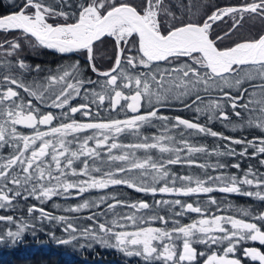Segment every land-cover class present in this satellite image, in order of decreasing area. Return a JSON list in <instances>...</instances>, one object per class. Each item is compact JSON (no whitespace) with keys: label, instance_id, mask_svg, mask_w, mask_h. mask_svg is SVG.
Returning a JSON list of instances; mask_svg holds the SVG:
<instances>
[{"label":"snow or ice","instance_id":"6c2138e0","mask_svg":"<svg viewBox=\"0 0 264 264\" xmlns=\"http://www.w3.org/2000/svg\"><path fill=\"white\" fill-rule=\"evenodd\" d=\"M21 3L18 10L0 15V31L20 33L16 39L0 42V209L15 211L18 198H34L42 204L53 197L68 199L73 190L76 197H81L91 190L120 185L153 196L220 191L264 201V172L249 166L243 177L228 175L222 171L228 167L224 163L200 164L195 159L200 153L246 157L249 148L254 149L251 158L264 154V34L231 47H218L245 14L264 20V0L212 6L210 14L206 3L197 5L188 0L179 5L180 16L166 6L165 0H77L73 11L64 10L65 5L73 8L69 0ZM54 5H59V10ZM201 9L205 10L203 16ZM162 16L168 18L167 28ZM229 17L232 29L213 39L215 23ZM57 18L63 22H49ZM105 36L115 39L116 58L112 68L100 71L94 63V44ZM133 36L138 37V46L132 45L135 54L125 56L126 51L131 52L126 46ZM21 41L30 48L42 47L60 54L86 52L98 79H86L79 60L56 69L33 66L17 56L23 51ZM10 57L17 58L13 61ZM161 62L168 67H160ZM42 72L45 75L41 76ZM254 80L260 83L253 86V91L241 90L246 82ZM233 90L239 95H233ZM246 95L248 99L241 103ZM78 99L81 102L74 104ZM175 102L184 109L194 108L195 122L160 114L162 108ZM44 108L59 112H44ZM229 108L236 121L228 115ZM102 112L109 116L116 113L117 118L105 119ZM78 114L84 119L77 120ZM120 114L125 118H118ZM201 116L207 117L205 124L199 122ZM217 119L227 122L225 126L233 131L257 129L262 135L252 139L224 136L207 126ZM154 121L161 122V134L141 137L142 128ZM19 128L32 131L24 134ZM169 132H176L180 139ZM124 135L139 142L120 143ZM193 135H210L229 143L223 151L219 147L209 151L185 138ZM233 145L243 148L238 152ZM5 148L9 150L6 155L2 151ZM138 150L144 151V157L137 155ZM152 150L160 157L154 158ZM77 164L82 166L78 168ZM176 164L212 168L220 174L179 176L170 171ZM260 164L264 166V159ZM232 167L239 169L240 164ZM243 186L256 190L244 191ZM108 200L102 195L64 209L80 213L106 205L102 211L86 216L54 215L36 204L27 208L26 217L0 215V222L10 225L0 232V243L15 245L29 230L35 232L38 224L43 230L45 222L54 221L62 226L66 237L46 233L57 245H79L80 249L99 245L140 258L144 264H199L198 257L205 256L203 264H241L234 255L238 245L244 241L264 245V230L258 225L264 223V212L254 214L239 208L236 212L241 218L209 215V205H217L220 210L211 196L203 203L175 199L149 204L116 196L111 197V203ZM177 206L180 211H175ZM54 207L59 209L61 205ZM162 207L167 208V215L159 214ZM187 213L200 218L182 224L177 218ZM155 222L161 226H155ZM197 244L209 250L224 244L227 247H223V254H208L198 252ZM244 256L264 264V251L256 247L245 248Z\"/></svg>","mask_w":264,"mask_h":264},{"label":"trees","instance_id":"16d2710c","mask_svg":"<svg viewBox=\"0 0 264 264\" xmlns=\"http://www.w3.org/2000/svg\"><path fill=\"white\" fill-rule=\"evenodd\" d=\"M15 4L17 2H21L20 0H13ZM178 4L177 7L180 8V4L184 3L186 4L188 0H174ZM194 3L199 5V3L203 2L209 5L207 8V13L210 14L214 8L212 6H225V5H237V4H242L245 2V0H193ZM18 3V4H19ZM166 3H168L166 1ZM17 4V5H18ZM168 6V4H166ZM5 2L4 0H0V13H6V11L1 12L5 8ZM14 7V6H13ZM172 7V6H171ZM10 10V9H9ZM173 12H178V10H175L173 7L171 9ZM204 9L200 11V15L203 16L204 14ZM186 20L187 17H184ZM164 20H162L163 22ZM202 23V19L200 21ZM232 24L233 20L232 18H226L224 21H218L215 23L212 29V38L215 39L217 36H223L224 33H228L229 29H232ZM168 26V25H167ZM167 26L164 25L165 28ZM262 31H264V20H261L259 17H255L251 14H245L244 19L241 21L240 25L237 26L234 30L231 31V33L225 37L223 40L218 42V47L221 48H226L227 46H231L237 41H244L247 39H253L256 38ZM131 43L128 44L126 47L131 50V52L126 51L124 54L125 56L129 54H135V49H133L132 45H137V38L136 36H133L130 38ZM46 51L48 49H45ZM116 45H115V40L112 37L105 36L101 39V41L95 42L94 44V56L95 60L94 63L96 67L101 71V61L102 64H104L106 67H113L115 63V58H116ZM49 51V50H48ZM50 52V51H49ZM48 53V52H45ZM51 53V52H50ZM86 58H81L78 57V55H69L73 57H69L68 59H65L64 63L69 64L71 62H74L76 60L80 61V69L84 75V77L91 78L93 80L98 79L96 73H93L91 70V66L88 64L87 61V54L86 52L84 53ZM52 56H55V59L57 60L59 58V55H48V57L52 58ZM187 59V58H183ZM101 60V61H100ZM61 63V62H60ZM65 64V65H66ZM161 62L160 67H168V65L164 64ZM50 65V64H49ZM163 65V66H162ZM43 66V65H42ZM58 64L54 62V65L50 66V69H56ZM142 71L143 69H139ZM259 80H254L252 82H246L241 90L243 88H248L249 91L254 90V85L259 84ZM258 91V89H255ZM214 96L219 95V93H213ZM233 95H239L238 91L233 90ZM194 99V97H193ZM248 99V96H245V100L241 101V103H244ZM81 102L79 99L75 101V103ZM190 103V101H189ZM147 108L144 109L146 111ZM240 110V109H237ZM59 111H57L58 113ZM162 115H167L169 117L175 118L176 116H180L181 118L188 119L190 121H194L196 119V113L194 108H188L184 109L183 105L179 102H175L170 104L167 107H164L161 109ZM102 117L105 119H110V118H117V114L114 113V115L111 114V116L107 115L106 113L102 112L101 113ZM228 115L231 117L233 121H236V117L232 114L231 109H228ZM124 119V116H120L118 118ZM199 122L201 124H205L207 122V117L206 116H201L199 119ZM227 122H222L221 120L217 119L213 121L212 123L208 124L207 126L212 128L213 131L223 133L224 136L227 137H232L234 139H239V138H244L247 137L248 139H252L253 137L260 136L262 133L257 130V129H245L243 131H233V129L230 126H225ZM161 122L159 121H154L152 125H146L142 128L141 130V137L143 136H148L151 137L153 135H160L161 134ZM182 130V129H181ZM91 134V133H89ZM169 135H174L177 136V139L179 140L180 137L176 132H169ZM190 140V143H192L195 146H206L209 151L213 150L214 148L219 147L221 151L224 150V145L228 144L229 141L227 140H222L218 138H214L210 135H193L191 137H185ZM120 143L123 144H129V143H137L139 142L136 140V138L129 136V135H124L120 138L119 140ZM151 142V141H149ZM233 147L239 152L242 150L243 146L242 145H233ZM254 151V149L249 148L248 150V156L246 157H240V156H235V157H229V156H221L217 157L215 155L208 156L206 153H200L195 156V159L197 160V163L200 164H214L217 161L220 163H224L228 165V167L224 170H222L224 173L228 175H238L240 177H243L244 172L248 170L249 166H252L254 170H258L259 172H264V166L260 164V159H264V154L259 156L258 158H251V154ZM115 154H120L119 152H116ZM151 154L154 156V158H159L160 154L156 150H152ZM137 155L140 157H144L145 153L143 150H138ZM165 158H167V154H165ZM239 163L240 168L236 169L233 168L232 165ZM78 168L81 167L80 164L77 166ZM107 170V169H105ZM170 171L176 173L179 176L183 175H192V176H200L201 178H204L205 172H207L208 175H218L220 174L218 171H214L212 168L208 169H202L198 167H188L183 164H176V165H171L170 166ZM179 186V184H177ZM114 187V186H113ZM112 187V188H113ZM117 187V188H116ZM244 191H255V188H249L248 186H243ZM111 186L108 189L105 190V194L103 195H110L108 196L109 199L112 196H117L122 200H127L128 202H137L139 200H143L148 202L149 204H152L154 200H175V199H181L184 203H195L197 200L203 202H206L209 199V196L215 198L218 201V206H219V211H217V205H209V215L212 213H215L217 215H234L237 218H241L240 215L236 212V209L239 208H244V209H250L254 214H258L261 211V208L264 207V201H260L257 199H254L252 197H248L242 194H228V193H223L220 191H213L212 193L209 194H199V195H191V196H176V195H162V194H157L156 196H153L151 194H146V193H141L137 192L133 189H130L126 186L120 185V186H115L112 191ZM107 190H110L111 192H108ZM97 192V193H95ZM72 196L69 197L68 199H65L63 197H53L50 201H45L44 203L36 202L30 198L27 200L19 199V207L17 210H5L1 209L0 210V215H14L16 217L20 216H27V208L28 206L31 205H41V207L45 208L47 211H51L54 215H61L60 212H58L57 208L54 207V205L59 204L61 205V208L66 205L67 208H70L72 206H76L79 204L78 197H75V191H72ZM100 191L98 190H91L89 191L82 200L85 199H90L94 197H99L102 195H99ZM107 193V194H106ZM111 193V194H110ZM96 194V195H95ZM116 194V195H115ZM98 195V196H97ZM81 200V201H82ZM112 200H108L107 203H111ZM18 204V203H17ZM106 205H101L99 209L93 208V209H84L81 210L80 213H71L68 212V216H73V215H79V216H86L90 214L93 211H102ZM118 211H124V209H118ZM175 211H180L179 207L177 206L175 208ZM151 214V213H149ZM160 215H167V208L162 207L159 212ZM36 215H39V213H36ZM200 218L198 214L196 213H187L183 217H178L181 221L182 224H187L191 223L193 220ZM84 224H89L91 221H83ZM0 222V226H1ZM6 227H10V225L4 223ZM155 226H161L158 222H155ZM169 228L172 227V224L169 223L168 225ZM43 230H41V225H37L36 231L33 232L29 230L27 234H25L20 241H18L15 245H12L10 242L4 243L0 245V264H127L122 260H117L115 258H109V257H102L96 256V258H90L87 254H83L88 256L87 258H81V250L77 248L79 245H58L59 247H69L66 249V252L69 253L73 251L72 253V258L71 257H66L61 254V252H58L57 254H54L49 252L47 249L49 248H42L38 244L41 243L42 241H47L49 243H52L53 240L48 241L46 236L50 238L49 235L46 234L42 238V234H45V230L48 232H54L57 238H63L65 237V234L62 232V226L57 224L56 222H45L42 225ZM26 236V237H25ZM33 236V237H32ZM29 237V239L27 238ZM36 237V239H34ZM66 238V237H65ZM24 239V240H23ZM34 239V241L32 240ZM39 240V241H38ZM31 241V243H30ZM38 241V242H37ZM21 242V243H20ZM28 242L30 244H28ZM29 246V247H28ZM30 248V249H29ZM71 248V249H70ZM95 248V246L93 247ZM87 250H92L87 249ZM64 254L65 251H63ZM61 254V255H60ZM63 256V257H61ZM70 259H72L70 261ZM75 260V261H74ZM99 260V261H96ZM100 262V263H99ZM129 264V263H128Z\"/></svg>","mask_w":264,"mask_h":264},{"label":"flooded vegetation","instance_id":"af4514ba","mask_svg":"<svg viewBox=\"0 0 264 264\" xmlns=\"http://www.w3.org/2000/svg\"><path fill=\"white\" fill-rule=\"evenodd\" d=\"M166 1L168 3H166ZM76 2H77V0H69V3L73 5V8H69L68 5H65L64 6V10L65 11H73V10H75V4H76ZM165 4H168L170 6V9H172V7H173L175 10H178L179 13L174 12L177 16H180L181 15L182 9H181V7L180 8L177 7L178 4L176 3V1H174V0H165ZM21 5H22V3L20 2L19 3V6H21ZM17 6H14V7L10 8V10L17 9ZM54 6L59 10V5H54ZM4 11L9 12V10H6V9L2 10L1 12H4ZM0 14H2V13H0ZM185 17H187V16H185ZM161 20H164V18H161ZM49 22H51V23H62L63 20H62V18H57V19H54V20H50ZM69 22H72V21H69ZM19 36H20V33L19 32L12 31L7 36V40L8 41H11L9 39H12L13 40V39L18 38ZM247 40H250V39H247ZM50 51L51 52H54L55 50H50ZM35 52H36V50H35ZM84 53H80V52L68 53V54H65L63 56H59V58L57 60L55 59V56L54 57L52 56V58L48 57V58H43L42 59V58H38L36 56L24 57L23 54H22L21 57L24 58L26 60V62H28L29 64H31L33 66H35L39 62H41L43 64L44 63H48V64H50V65L53 66L54 65V62H56L58 65H61L62 63H60V59L63 60V63H64V60L65 59H68L69 57H73V56H69V55H75L76 54V55H78V57L86 58V56L84 55ZM52 55H53V53H52ZM10 59H12L13 61L16 60V58H14V57H10ZM62 65H65V64H62ZM42 68H44V67H42ZM41 76H43V75H41ZM27 78L28 79H31L32 77L31 76H28ZM21 94H23V93H21ZM34 103H35V101H34ZM78 103H80V102H78ZM78 103H75L74 102V104H78ZM42 111H44V112L53 111L54 113H57V111H59V110H57V109H51V108H44V109H42ZM55 123L56 122H54V124ZM42 130H43V126H42ZM19 131L23 132L24 134H30L32 130L31 129H27V128H19ZM2 151L6 155L9 150L7 148H5ZM263 211H264V207L261 208V211L260 212H263ZM258 225L262 227V230H264V223L258 222ZM63 238H65V237H63ZM55 244H56L55 242H54V244H52L53 249L50 251L51 254L52 253L57 254L58 252H61V248L57 247L58 246L57 244H56L57 246H55ZM198 245H199V247L197 245H195V247L197 248V251L198 252H199V250L201 248L204 247V249L202 251L200 250V252H208V254H210L211 251H217L219 254H223V247H227V244H224L223 246H215L211 250H209L208 248H206L205 245H202V244H198ZM67 246H69V245H67ZM249 247H256V248L260 249L261 251H264V245H261L258 241H256V242H253V241H244L240 245L237 246V252H236V254H234L235 255V258L241 259V264H259L258 261H252L250 258L244 256V249L245 248H249ZM67 248H69V247H64L62 250L63 251H66ZM106 250H107V253L105 254L104 252ZM91 253H92V255H91ZM101 253H104V254H101ZM83 254H87L90 258H96V257H91V256H100L101 255L102 257L115 258L116 261L120 259V260L124 261L127 264L128 263L129 264H144V262L142 261V259L137 258V257H126L122 253H120L119 251H117L115 249H107L106 248L105 250H103L101 252L99 251V249H95V248L93 249V251H89V250L85 249V250H82L81 251V255H80L84 259V258H87L88 256L83 255ZM106 255H108V256H106ZM204 259H206V256L205 257H198L199 264H203V260ZM96 261H99V260H96Z\"/></svg>","mask_w":264,"mask_h":264},{"label":"rangeland","instance_id":"374dc122","mask_svg":"<svg viewBox=\"0 0 264 264\" xmlns=\"http://www.w3.org/2000/svg\"><path fill=\"white\" fill-rule=\"evenodd\" d=\"M11 3H10V2ZM21 1V0H20ZM4 2H5V8L4 9H6V10H9L10 8H12L14 5H15V2L13 1V0H4ZM134 2H139V0H134ZM7 3H9V4H7ZM14 3V4H13ZM11 4V5H10ZM18 4V2L16 3V5ZM22 6V5H21ZM169 6V5H168ZM18 9V8H17ZM17 9H14V10H17ZM171 10V9H170ZM202 10V9H201ZM172 11V10H171ZM173 12V11H172ZM161 18H164V21H163V25H165V26H167L168 25V18L167 17H161ZM261 33H263V31L261 32ZM260 33V34H261ZM10 34V32H3V31H0V42H4V41H8L7 40V36ZM259 34V35H260ZM258 37V36H257ZM256 37V38H257ZM113 38V37H112ZM114 39V38H113ZM9 40H12V39H9ZM115 40V39H114ZM22 42V44H24V47H23V51H21V52H19L18 54H17V56H19V57H21L22 56V54H23V56L24 57H32V56H36V57H38V58H48V55L49 56H51V53H53V55L54 54H56V55H59V56H63V55H65V54H60V53H58V52H51L50 50V52L47 50H45L46 48H42V47H37V48H35V49H33V48H30V47H28V45L25 43V42H23V41H21ZM116 45V44H115ZM35 50H36V52H35ZM45 52H48V53H45ZM14 58H17V57H14ZM65 61H67V60H65ZM64 61V62H65ZM101 61V60H100ZM60 62L62 63V64H66V63H63V60H61L60 59ZM102 62H104V61H101V67H102V70L101 71H107L108 69H110V68H112V67H108V68H104V67H106L104 64H102ZM36 64V63H35ZM40 66H42V67H44V69H49V68H51L50 66L51 65H49L48 63H41V62H39L38 63ZM61 64V65H62ZM37 65V64H36ZM40 75H45V73L44 72H42V73H40ZM105 107H107V104L105 105ZM58 114V113H57ZM107 115H108V113H106ZM112 115H114V113H112ZM120 116H124L123 114H120L119 115V117ZM76 119L77 120H83L84 118L82 117V116H80L79 114L76 116ZM120 119H122V117L120 118ZM89 134V133H88ZM77 166H78V164H77ZM82 166V165H81ZM100 192L102 193H99V195L101 194V195H103V193L105 194V190H100ZM88 192H86V193H84L81 197H78V199H83V197L87 194ZM73 194V193H72ZM75 195V194H74ZM76 197V196H75ZM19 199H22V198H19ZM30 199H32V200H34V201H36V202H39V201H37V200H35L34 198H30ZM81 199V200H82ZM24 199H22V201H23ZM81 200H79L78 202L79 203H82L83 202V200L81 201ZM50 201V200H49ZM139 201H141V200H139ZM138 202V201H137ZM17 208H16V210L18 209V207L20 206L19 205V201H17ZM62 205V204H61ZM29 206H31V204L29 205ZM28 206V207H29ZM40 207H41V205H39ZM73 207V206H72ZM65 208H67L66 207V205L64 206V207H60L59 208V210H57L58 212H60V214L61 215H68L69 213L68 212H66V211H64V209ZM1 210V209H0ZM5 210H9V209H5ZM51 212V211H50ZM4 224V222H2V224H1V226H0V232H2V231H6L9 227H6L5 225H3ZM5 226V228H2V227H4ZM4 229V230H3ZM45 232V234H42L41 236H42V238L44 237V235L46 236V233H47V230H45L44 231ZM56 236V235H55ZM33 237V236H32ZM47 237V239H49L48 241H52L53 239H51V238H49L48 236H46ZM34 239H36V237L34 238ZM33 239V240H34ZM39 241V240H38ZM37 241V242H38ZM54 241V240H53ZM55 242V241H54ZM54 242H52V243H49V242H47V241H42L41 243H39L38 245L40 246V247H42L43 249L44 248H49V249H47L49 252L53 249V246H52V244H54ZM6 243H8V242H6ZM80 243H83V241H81ZM1 244H3V243H0V245ZM55 246H57L56 244H55ZM95 246V249H99V251L101 252V251H103V250H105L106 248H104V247H101V246H99V245H94ZM93 246V247H94ZM197 246L199 247V245L197 244ZM57 247H59V246H57ZM92 247V250L91 251H93V248ZM59 248H61V254L62 255H64V256H66V257H71L72 258V253H74L73 251H71V252H69V253H67L66 251H65V253L66 254H64L63 253V248L62 247H59ZM77 248L78 249H80L79 248V246H77ZM85 249H89V248H83V249H80L81 251L82 250H85ZM91 249V248H90ZM107 249H109V248H107ZM204 249V247L203 248H201L200 250L202 251ZM199 250V249H198ZM200 250H199V252H200ZM90 251V250H89ZM58 252V251H57ZM56 252V253H57ZM105 254L107 253V250L104 252ZM104 253H101V254H104ZM60 254V255H61ZM81 255V254H80ZM91 255H92V253H91ZM106 256H108V255H106ZM61 257H63V256H61ZM91 257H96V256H91ZM82 258V257H81ZM73 259V258H72ZM72 259H70V260H72ZM93 263V262H92ZM91 263V264H92Z\"/></svg>","mask_w":264,"mask_h":264},{"label":"bare ground","instance_id":"6f19581e","mask_svg":"<svg viewBox=\"0 0 264 264\" xmlns=\"http://www.w3.org/2000/svg\"><path fill=\"white\" fill-rule=\"evenodd\" d=\"M9 2H10V1H9ZM10 3H11V2H10ZM7 4H9V3H7ZM13 4H14V3H13ZM10 5H11V4H10ZM18 5H19V4H18ZM14 6H17V5L15 4ZM17 8H18V7H17ZM86 62H88V61H86ZM163 65H164V64H163ZM163 65H162V66H163ZM112 187H113V186H111V188H112ZM114 187H115V186H114ZM114 187H113V188H114ZM113 188H112V191H113ZM116 188H117V187H116ZM98 191H100V190H98ZM102 191H103V190H102ZM107 191H108V192H111L110 190H107ZM95 193H97V192H95ZM100 193H101V192H100ZM101 194H102V193H101ZM101 194H100V195H101ZM106 194H107V193H106ZM110 194H111V193H110ZM95 195H96V194H95ZM115 195H116V194H115ZM117 195H118V194H117ZM117 195H116V196H117ZM97 196H98V195H97ZM108 196H110V195H108ZM118 198H119V197H118ZM110 199H111V197H110ZM110 199H109V200H110ZM119 199H120V198H119ZM263 212H264V211H263ZM182 220H183V219H182ZM182 220H181V221H182ZM1 223H2V222H1ZM3 225H4V224H3ZM2 228H5V226L2 227ZM3 230H4V229H3ZM25 237H26V236H25ZM27 238L29 239V237H27ZM23 240H24V239H23ZM32 240H33V239H32ZM33 241H34V240H33ZM10 243H11V242H10ZM20 243H21V242H20ZM30 243H31V241H30ZM30 243L28 242V244H30ZM32 243H33V242H32ZM32 243H31V244H32ZM3 244H4V243H3ZM28 247H29V246H28ZM29 249H30V248H29ZM52 255H53V254H52ZM70 261H71V260H70ZM74 261H75V260H74ZM71 264H73V263H71ZM79 264H80V263H79Z\"/></svg>","mask_w":264,"mask_h":264},{"label":"water","instance_id":"95a60500","mask_svg":"<svg viewBox=\"0 0 264 264\" xmlns=\"http://www.w3.org/2000/svg\"><path fill=\"white\" fill-rule=\"evenodd\" d=\"M18 10V9H17ZM12 11H16V10H9V12H6V13H2V14H0V15H5V14H10ZM261 34H264V31H263V33H261ZM137 38V46H138V37H136ZM251 40V39H250ZM237 42H241V41H237ZM236 42V43H237ZM231 46H233V45H231ZM231 46H227V47H231ZM226 47V48H227ZM219 48H221V47H219ZM221 49H223V48H221Z\"/></svg>","mask_w":264,"mask_h":264}]
</instances>
